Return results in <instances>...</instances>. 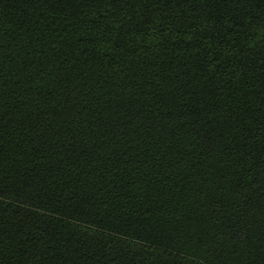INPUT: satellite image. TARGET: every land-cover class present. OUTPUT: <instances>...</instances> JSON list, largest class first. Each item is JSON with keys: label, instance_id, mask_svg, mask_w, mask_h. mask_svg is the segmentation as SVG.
<instances>
[{"label": "trees", "instance_id": "trees-1", "mask_svg": "<svg viewBox=\"0 0 264 264\" xmlns=\"http://www.w3.org/2000/svg\"><path fill=\"white\" fill-rule=\"evenodd\" d=\"M0 264H264V0H0Z\"/></svg>", "mask_w": 264, "mask_h": 264}]
</instances>
